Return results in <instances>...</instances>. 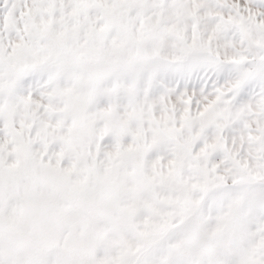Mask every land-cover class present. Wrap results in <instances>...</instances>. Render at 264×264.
Masks as SVG:
<instances>
[{
    "label": "snow or ice",
    "instance_id": "obj_1",
    "mask_svg": "<svg viewBox=\"0 0 264 264\" xmlns=\"http://www.w3.org/2000/svg\"><path fill=\"white\" fill-rule=\"evenodd\" d=\"M0 264H264V0H0Z\"/></svg>",
    "mask_w": 264,
    "mask_h": 264
}]
</instances>
